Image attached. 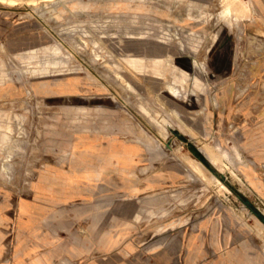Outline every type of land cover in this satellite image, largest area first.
Wrapping results in <instances>:
<instances>
[{
	"label": "rangeland",
	"instance_id": "rangeland-1",
	"mask_svg": "<svg viewBox=\"0 0 264 264\" xmlns=\"http://www.w3.org/2000/svg\"><path fill=\"white\" fill-rule=\"evenodd\" d=\"M38 183L102 242L22 224ZM242 199L264 215V0L0 1V264H264Z\"/></svg>",
	"mask_w": 264,
	"mask_h": 264
},
{
	"label": "crops",
	"instance_id": "crops-1",
	"mask_svg": "<svg viewBox=\"0 0 264 264\" xmlns=\"http://www.w3.org/2000/svg\"><path fill=\"white\" fill-rule=\"evenodd\" d=\"M119 157H117L118 159ZM121 160L123 159L122 157L120 158ZM91 174V173H90ZM57 175L54 174L53 176V180H57L58 177H56ZM62 179L61 177H59V180ZM94 177L93 175H91V177H85L84 180H93ZM41 180V179H39ZM83 182V184L81 185H77L76 188V192L80 193L77 194L78 196H84V195H88L87 194V190H91V189H86V182ZM55 182V181H54ZM64 188H60V186L58 187L57 184H53V189H52V194H50V190L48 188V190L45 187V183H38L37 184V192H38V196L45 198L46 195H49L52 197L53 199V204L50 205V203L45 204L38 202L35 204L32 203H27V202H21L20 203V208H19V214L20 217L22 219L21 223L24 224L25 223V219H29L28 222L30 223H36L37 225H39V223L44 224L48 230L49 228H53L55 230H58L62 227V224H60L61 222H65V221H69V227L70 229H68L67 231H65L67 235H52V240H55V242L57 243H61V244H68V245H75L74 246V251L73 249L70 247L69 253H70V258H74V259H80L83 256H85L84 254H87V244H92L94 242V237L95 239L99 238L98 241L102 242V240L100 239L101 236H103V224L102 222V218L99 222L98 218H100V216L97 217V223L95 225V236L93 235V220H94V208L95 209H99L101 207L99 206H93L92 204L89 203H80V204H75V205H70V204H62V203H57L55 201L60 200L57 199L56 197L58 196V194H61L63 197H69V195H71L72 189L69 184H65ZM81 189H80V187ZM73 187V186H72ZM83 188V189H82ZM50 198V197H49ZM60 202V201H59ZM68 213V214H67ZM27 219V220H28ZM72 224H74V226L72 227ZM82 224L84 225L82 227L83 230H81L80 232H78V229H76V227L81 228ZM74 228V229H73ZM101 228V229H100ZM52 233V232H51ZM59 233V231H58ZM194 240H195V236H190L187 239V248L190 247V245H194ZM107 242V241H105ZM77 245H79V247H77ZM82 245L84 247H82ZM84 248V250H83ZM19 258L20 256H23L24 253L20 252V254H18ZM45 257L47 259L51 258V255L49 253H47L45 255ZM23 260H26L27 257H23L21 258ZM21 264H27L25 261L24 263ZM29 264H42L39 260H32ZM43 264H47V263H43Z\"/></svg>",
	"mask_w": 264,
	"mask_h": 264
},
{
	"label": "water",
	"instance_id": "water-1",
	"mask_svg": "<svg viewBox=\"0 0 264 264\" xmlns=\"http://www.w3.org/2000/svg\"><path fill=\"white\" fill-rule=\"evenodd\" d=\"M170 131L176 136L179 137L180 139H184L182 133H180L177 129L174 128H170ZM195 150L197 151V153L201 154V152L198 150V148L195 147ZM195 157L200 161V163L204 164V165H210V163L206 160V158L201 154V157H198L195 155ZM212 174L216 175V172L214 170H211ZM240 197V196H238ZM243 204L245 205V207H247L250 210V213L252 215H254V217H256L260 223L264 226V215H262L258 210H256L251 203L246 200V199H242Z\"/></svg>",
	"mask_w": 264,
	"mask_h": 264
},
{
	"label": "bare ground",
	"instance_id": "bare-ground-1",
	"mask_svg": "<svg viewBox=\"0 0 264 264\" xmlns=\"http://www.w3.org/2000/svg\"><path fill=\"white\" fill-rule=\"evenodd\" d=\"M2 2H8L10 4H15V3H19V2H23V1H26V2H33L35 0H0ZM206 158V157H205ZM207 160V159H206ZM208 161V160H207ZM209 162V161H208ZM210 163V162H209ZM165 253V252H164ZM161 255V254H160ZM169 257V256H168Z\"/></svg>",
	"mask_w": 264,
	"mask_h": 264
},
{
	"label": "trees",
	"instance_id": "trees-1",
	"mask_svg": "<svg viewBox=\"0 0 264 264\" xmlns=\"http://www.w3.org/2000/svg\"><path fill=\"white\" fill-rule=\"evenodd\" d=\"M193 152L198 156L200 157V155L193 149Z\"/></svg>",
	"mask_w": 264,
	"mask_h": 264
}]
</instances>
